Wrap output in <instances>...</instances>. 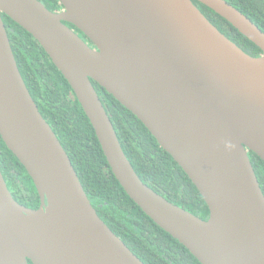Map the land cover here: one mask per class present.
Masks as SVG:
<instances>
[{"label": "water", "instance_id": "obj_1", "mask_svg": "<svg viewBox=\"0 0 264 264\" xmlns=\"http://www.w3.org/2000/svg\"><path fill=\"white\" fill-rule=\"evenodd\" d=\"M0 0V136L41 207L12 196L0 168V264H144L98 216L19 71L2 14L27 31L72 88L127 196L200 264H264V33L225 0H196L257 46L252 57L192 0ZM65 23L75 27L91 47ZM130 111L209 209L203 221L136 174L92 84Z\"/></svg>", "mask_w": 264, "mask_h": 264}, {"label": "trees", "instance_id": "obj_2", "mask_svg": "<svg viewBox=\"0 0 264 264\" xmlns=\"http://www.w3.org/2000/svg\"><path fill=\"white\" fill-rule=\"evenodd\" d=\"M49 11L62 7L58 0H38ZM224 36L252 57L262 51L231 24L192 0ZM264 33V0H225ZM22 78L40 113L67 152L88 199L101 220L144 264H200L177 240L157 226L124 192L115 179L96 134L71 86L38 42L2 14ZM113 124L121 147L141 181L171 204L203 221L209 209L180 166L146 127L113 96L92 81ZM264 194V162L249 153ZM0 168L13 198L38 210L40 198L25 168L0 136ZM31 264V262H30Z\"/></svg>", "mask_w": 264, "mask_h": 264}, {"label": "flooded vegetation", "instance_id": "obj_3", "mask_svg": "<svg viewBox=\"0 0 264 264\" xmlns=\"http://www.w3.org/2000/svg\"><path fill=\"white\" fill-rule=\"evenodd\" d=\"M60 6V5H59ZM63 11V8L61 7L57 13ZM70 29H72L76 34L79 35V37H81L84 41H86V43H88L91 47H93V45L86 39L85 36H83L75 27H73L72 25L68 24V23H65ZM41 207V202H40V206L39 208Z\"/></svg>", "mask_w": 264, "mask_h": 264}]
</instances>
